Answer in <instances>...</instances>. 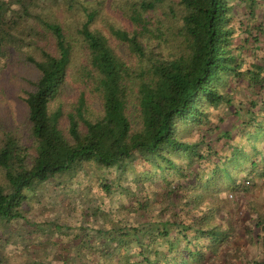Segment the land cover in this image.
<instances>
[{
	"label": "trees",
	"instance_id": "trees-1",
	"mask_svg": "<svg viewBox=\"0 0 264 264\" xmlns=\"http://www.w3.org/2000/svg\"><path fill=\"white\" fill-rule=\"evenodd\" d=\"M106 2L69 0L53 15L31 16L38 30L29 41L0 2V56L20 53L24 68L14 75L25 106L19 123L0 118V224L24 218L36 186L92 170L106 197L98 207L125 197L118 209L135 221L105 213L104 227H76L63 264H216L254 231L247 218L257 215L245 205L236 213L226 193L248 194L264 165V29L252 20L259 0ZM16 3L30 14L27 1ZM235 83L247 85L239 89L248 98L233 137L213 115L232 106ZM249 139L262 144L245 151ZM244 151L257 155L244 164ZM112 169L117 186L104 175Z\"/></svg>",
	"mask_w": 264,
	"mask_h": 264
},
{
	"label": "rangeland",
	"instance_id": "rangeland-1",
	"mask_svg": "<svg viewBox=\"0 0 264 264\" xmlns=\"http://www.w3.org/2000/svg\"><path fill=\"white\" fill-rule=\"evenodd\" d=\"M2 1L9 3L11 11L14 10L15 12H7L10 19L15 20L17 24L15 34L29 41L34 30H38L36 22L31 16H35L38 13L53 15L54 6H63L65 1L68 2L69 0H25L29 5V15L21 12L16 0H0V2ZM76 1L82 2L86 6H94L100 0ZM110 1L112 0H107L105 3L106 7H109ZM258 5L256 7L258 11L256 18L252 20L263 31L264 0H259ZM244 9H246V6H243L239 11ZM77 14L79 15V13ZM105 14L107 16L112 15L110 9H106ZM109 22L112 23L111 20ZM98 28L110 38L114 48L125 53V50L118 45L116 39L111 36L107 23L98 22ZM261 37H264V35ZM244 55L246 60L252 59L253 50L247 51ZM23 68L24 62L19 52H10L8 56L6 54L4 57L0 56V118L2 120L7 119L12 120L14 123H19L24 119L25 106L21 98V88L24 85L21 84L19 77L14 75V72ZM245 86L247 85L243 83H239V85L237 83L233 84L234 103L232 106H222L213 115L215 118L214 122L217 125L219 124V127L226 128L233 137L236 133L232 129L241 124V120H237L233 116L236 111L238 112L240 106L243 108V103L248 98V92L244 93L242 92L243 89H239V87L245 88ZM74 91L68 85L64 93L70 97ZM95 106L99 107V104L95 103ZM261 141L249 139L250 145L245 151L254 149L256 145L262 144ZM246 154V156L242 157L244 164L251 162L253 156L257 155L255 152H253V155L250 153ZM138 171L141 173L143 170L140 168ZM104 175L114 186H117L120 180V173L117 170H105ZM251 180L253 182L251 189H253L256 178ZM97 186L96 176L92 170H79L77 173L55 178L44 185H38L29 191L28 195L31 197L28 205L23 207L24 218L17 220L10 226L0 224V264L1 262L2 264H63L65 263L64 260H69L75 252L70 246V240L76 227H104L106 225L105 213L107 218L115 221L114 223H123L124 221L126 224H132L135 219H133V216L128 217L130 212L118 209L119 202H127L125 197L122 199H119V197L114 198L103 209L98 207L103 205L106 197ZM227 194L229 196L227 197V202H230L229 204L235 208L236 213L241 211L245 214L244 202L246 199H252V196L236 191L232 194L227 192ZM152 197L153 195H151L150 200H153ZM153 203L151 204L153 205ZM149 216H153V212H150ZM127 217L132 222H129ZM95 227L92 229L95 230ZM91 231V229H86L84 232L90 235Z\"/></svg>",
	"mask_w": 264,
	"mask_h": 264
},
{
	"label": "crops",
	"instance_id": "crops-1",
	"mask_svg": "<svg viewBox=\"0 0 264 264\" xmlns=\"http://www.w3.org/2000/svg\"><path fill=\"white\" fill-rule=\"evenodd\" d=\"M254 188L248 192L252 199H246L244 205L253 207L257 215H251L247 219L253 222L250 225L253 232L246 231L247 235H241L238 245H232L224 253L221 262L216 264H264V165L260 166L256 173ZM254 197V198H253ZM255 219V221H254ZM248 229H250L248 227ZM250 235V236H249Z\"/></svg>",
	"mask_w": 264,
	"mask_h": 264
}]
</instances>
